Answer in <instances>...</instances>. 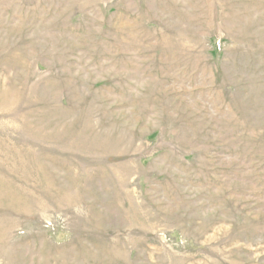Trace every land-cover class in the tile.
Returning <instances> with one entry per match:
<instances>
[{"label": "rangeland", "instance_id": "374dc122", "mask_svg": "<svg viewBox=\"0 0 264 264\" xmlns=\"http://www.w3.org/2000/svg\"><path fill=\"white\" fill-rule=\"evenodd\" d=\"M0 264H264V0H0Z\"/></svg>", "mask_w": 264, "mask_h": 264}]
</instances>
